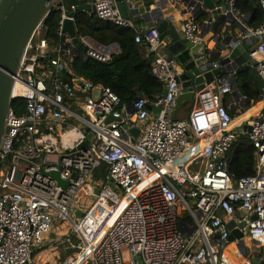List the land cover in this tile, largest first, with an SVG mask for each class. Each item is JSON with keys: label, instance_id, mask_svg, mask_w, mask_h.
<instances>
[{"label": "built area", "instance_id": "obj_1", "mask_svg": "<svg viewBox=\"0 0 264 264\" xmlns=\"http://www.w3.org/2000/svg\"><path fill=\"white\" fill-rule=\"evenodd\" d=\"M90 3L100 20L136 29L132 19L120 15L115 0ZM257 5L262 23L256 29L247 27L241 37L257 41L249 54L251 65L234 68L229 63L225 76L194 90L193 109L176 119L183 87L178 65L162 52L166 44L157 28L137 30L135 41L153 55L152 74L165 90L155 99L142 94L127 106L111 89L72 74L70 61L78 47L64 23L75 22L72 13L79 5H66L65 0L57 4L58 55L43 22L32 35L14 85L15 101L24 100L26 106L21 115L12 106L0 160V264H39L35 255L53 232L55 219L70 221L79 238L76 246L66 238L76 251L59 264H255L254 259L264 264V106L244 118L264 102V0ZM201 29L198 21L186 20L181 34L199 47L204 43ZM78 39L87 59L110 63L122 53L118 43ZM46 59L54 69L52 76L39 73ZM60 64L71 83L60 77ZM249 68L263 82L257 104L246 103L235 89L238 72ZM109 117L113 119L107 122ZM38 125H44L41 133L46 137L45 128L59 125L79 130L82 140L74 150L63 152L39 138ZM133 128L140 132L135 141L129 132ZM85 142L86 148L79 150ZM242 143L257 152L256 171L234 181L229 164ZM102 167L104 175L99 174ZM44 172H59L68 187ZM81 193L88 204L79 200ZM74 200L82 219L70 208ZM231 222L236 223L234 230L245 224L240 231L245 248L254 249V258L241 251L240 240H231ZM88 247L90 259L85 257Z\"/></svg>", "mask_w": 264, "mask_h": 264}, {"label": "water", "instance_id": "obj_2", "mask_svg": "<svg viewBox=\"0 0 264 264\" xmlns=\"http://www.w3.org/2000/svg\"><path fill=\"white\" fill-rule=\"evenodd\" d=\"M60 1L0 0V160L8 130L7 119L15 102L14 85L28 44L35 30ZM235 2V0H216L215 3H212V0H115L116 8L124 19L133 17L136 26L148 23L149 28H157L165 44L170 41L169 31L173 40L180 38L177 26L174 24V16L166 17V13L172 12L178 4L183 5L184 14L194 15V20H199L203 29H210L214 20H216L215 32L218 26L226 27L222 32L214 35L215 47L213 49L198 48L189 43L188 47L194 52L192 59L183 67V72L178 76V82L182 83L183 89L191 91L200 90L205 84H211L216 77L229 70V63H232L234 68H245L251 65L249 54L257 41L242 40L236 35L234 27H238L239 24L235 21V16L240 12ZM76 11L92 13L93 7L91 3H85L79 5ZM64 31L73 39L76 46L85 52V48L77 38L75 22L66 20ZM59 70L71 76L62 64L59 65ZM113 70L117 73L115 68ZM235 89L238 90L237 83ZM246 103H249V100H246ZM112 119L113 117H109L107 122ZM129 132L133 141L140 133L138 128H133ZM89 139H92V134L89 135ZM86 146L87 142L78 149L86 148ZM44 173L55 179L63 188L68 187V182L61 179L59 172ZM99 193L100 190L96 189V194L99 195ZM70 208L78 219L83 218V213L78 210L76 200L71 203ZM235 227V222L229 224V229L232 231L231 240H240L239 247L242 252H245L244 233L240 231L245 224L239 225L238 230H234ZM253 261L255 264H260L256 259Z\"/></svg>", "mask_w": 264, "mask_h": 264}, {"label": "trees", "instance_id": "obj_3", "mask_svg": "<svg viewBox=\"0 0 264 264\" xmlns=\"http://www.w3.org/2000/svg\"><path fill=\"white\" fill-rule=\"evenodd\" d=\"M71 4L79 5V0H71ZM236 8L241 14L250 15L248 23L250 28L256 29L261 25L262 13L255 6L254 1L237 0ZM72 16L75 19L77 38L88 36L102 45L118 43L122 48V53L110 63L84 58L81 55L82 50L78 48V51L76 50L77 52L70 61V68L74 76L111 89L127 106H132L134 101L142 94L149 99H155L163 94L165 86L152 74L153 55L136 43V29L124 28L113 23L104 22L95 14L87 11H76L72 13ZM60 20V12L53 10L44 21L47 27L45 34L52 47L59 44L57 29ZM42 65L44 67L39 71L40 75L45 74L46 76L47 71H54L50 65V59L43 60ZM113 68L116 69L117 73ZM60 77L66 82H72V77L61 71ZM237 85L240 94L245 96L250 102L257 104L262 101L263 82L253 69L249 68L239 71L237 74ZM69 104L76 111H80L76 104ZM25 106L24 100L15 101L13 104L14 110L19 115L25 112ZM258 109L253 107L251 111L255 114ZM229 112L232 117L236 116L234 111ZM256 162L257 152L255 149L247 144H239L235 148L234 157L229 164V173L233 180L238 181L254 175ZM103 171H105L104 167L99 170V174ZM104 174L102 173V175Z\"/></svg>", "mask_w": 264, "mask_h": 264}, {"label": "crops", "instance_id": "obj_4", "mask_svg": "<svg viewBox=\"0 0 264 264\" xmlns=\"http://www.w3.org/2000/svg\"><path fill=\"white\" fill-rule=\"evenodd\" d=\"M216 0H212V3H215ZM236 1V0H235ZM249 1H254L255 2V6L258 8L257 5V0H249ZM91 0H79V5L85 4V3H90ZM65 4L66 5H70L71 4V0H65ZM176 8H174L172 10V12L170 13H166V17H170V16H174V24L177 26L178 29V33L180 35V38L178 40H173L171 37V32H168V37L170 38V41L168 44L165 45V47L162 49L163 54L173 60L177 65H178V69L177 72L178 74H181L183 72V67L189 63V61L192 59V54H193V50L190 49L188 47L189 42H186L181 34V27H182V22L186 21V20H192L194 19V15L191 14H184L183 10L184 7L182 4H178L175 6ZM241 17H239L240 23L238 27H234V31L236 33V35L242 37L243 34H245L246 28H250L249 27V21H250V15H244L241 14ZM215 17V16H214ZM131 19L134 21V18L131 17ZM216 19V17H215ZM199 21V20H197ZM216 23V20L213 21L211 28H205V29H201V35L203 37L204 43L201 44L198 48H204L206 46H208V48L213 49L215 47V42H214V35L222 32L226 27H222V26H218L217 27V31H214V25ZM247 28V29H248ZM141 29H149L148 27V23H143L141 25H137L136 26V30H141ZM252 29V28H251ZM227 74V72H224L223 76H225ZM193 105H194V90H188V89H183L182 90V94L180 96L179 99V104H178V108L176 110V112L174 113V118L176 119H180V118H185L189 115V113L191 112V110L193 109ZM264 106V102L257 104L256 106H254V108H259L257 110V112ZM253 109V108H252ZM251 109V110H252ZM248 111L246 114L248 115H252L254 114L252 111ZM61 129L64 128L63 126H60ZM67 127V126H66ZM70 128V127H67ZM72 129V128H70ZM75 130V129H73ZM80 136L81 133L79 130H75ZM60 146V149L63 150V152H67L69 150H65L64 149V145L59 142L58 143V147ZM75 147H73L72 149H70V151L74 150ZM125 201L123 202L122 206L120 207V209H118L115 214L113 215L112 219L109 221V223L106 226V230L115 222V220L117 219V216L119 215V212L122 210V207L124 205ZM66 236V235H65ZM67 238V237H66ZM247 252V251H246ZM254 253V249H250V252L248 254L249 256H252L253 258L255 257ZM54 260H51L49 262V264H53ZM47 263V262H46ZM45 264V263H44Z\"/></svg>", "mask_w": 264, "mask_h": 264}, {"label": "rangeland", "instance_id": "obj_5", "mask_svg": "<svg viewBox=\"0 0 264 264\" xmlns=\"http://www.w3.org/2000/svg\"><path fill=\"white\" fill-rule=\"evenodd\" d=\"M54 50L56 57L60 50L59 44L55 45ZM77 112L81 114L80 111ZM79 200H82L84 204L89 203V200L84 198L83 193L79 195ZM74 220L77 221L78 219L75 217ZM54 225L55 227L53 232L48 235L42 248L40 249V251H37L35 255V260L39 264H44L46 262H50L51 260H54L53 264H59L64 262L66 257H68L69 255L75 254V247H70L69 243L66 242V237L70 238L73 246L79 244V238L75 233H73V225L70 221L63 222L59 219H55ZM67 247H69L70 249L67 250ZM246 251L249 254L250 248L247 247ZM125 258L127 259V254H125Z\"/></svg>", "mask_w": 264, "mask_h": 264}, {"label": "bare ground", "instance_id": "obj_6", "mask_svg": "<svg viewBox=\"0 0 264 264\" xmlns=\"http://www.w3.org/2000/svg\"><path fill=\"white\" fill-rule=\"evenodd\" d=\"M46 73H47L46 76H52L54 71L53 70L47 71ZM249 116H251V115L245 114L244 118H247ZM238 121L239 120H235L234 124H237ZM43 127H44V125H38V136H39V138L40 139H46L47 141H49V145L55 149L58 148V143L61 142L64 145L65 150H70L73 147H75L76 145H78L82 140V137L75 130L67 128V127H64L61 129V127L59 125L49 126L48 128H45L46 133H48V136L46 137L41 133V130ZM134 195L135 194L128 196L125 199V203L122 207V210L126 206V204H128L129 201L134 197ZM121 211L119 212V214L121 213ZM233 249H234V246L231 245L229 248V251H232ZM91 253H92V247H88L85 257L87 256L90 259ZM89 254H90V256H89Z\"/></svg>", "mask_w": 264, "mask_h": 264}]
</instances>
